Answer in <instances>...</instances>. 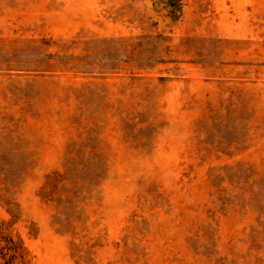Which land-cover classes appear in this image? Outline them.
I'll list each match as a JSON object with an SVG mask.
<instances>
[{
    "label": "rangeland",
    "instance_id": "obj_1",
    "mask_svg": "<svg viewBox=\"0 0 264 264\" xmlns=\"http://www.w3.org/2000/svg\"><path fill=\"white\" fill-rule=\"evenodd\" d=\"M0 264H264V0H0Z\"/></svg>",
    "mask_w": 264,
    "mask_h": 264
}]
</instances>
